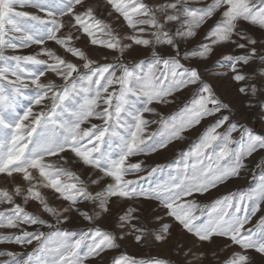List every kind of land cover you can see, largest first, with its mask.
<instances>
[{"label":"snow or ice","instance_id":"obj_1","mask_svg":"<svg viewBox=\"0 0 264 264\" xmlns=\"http://www.w3.org/2000/svg\"><path fill=\"white\" fill-rule=\"evenodd\" d=\"M209 21L204 41L184 50ZM256 30L264 35V0H0V174L13 182L11 191L0 188V245L35 242L30 252L0 248V264H86L123 240L167 245L177 228L194 239L173 244L175 261L121 254L112 264H203V247L215 238L232 249L221 264L264 261V215L252 223L264 210V160L255 187L210 204L196 200L239 178L264 152V134L234 121L230 103L188 63L231 45L236 52L217 61L228 71L217 75L229 77L245 107L264 108V68L254 67L264 66V41ZM32 45L40 46L34 54H7ZM94 47L114 59L93 58ZM137 48L150 58L126 59ZM189 88L176 112L158 111ZM208 120L174 167L149 170L131 159ZM152 124L157 130L146 135ZM165 167L167 179H149ZM32 202L41 214L26 210ZM114 211L111 228L102 227ZM73 214L89 224L79 234L61 227Z\"/></svg>","mask_w":264,"mask_h":264},{"label":"rangeland","instance_id":"obj_2","mask_svg":"<svg viewBox=\"0 0 264 264\" xmlns=\"http://www.w3.org/2000/svg\"><path fill=\"white\" fill-rule=\"evenodd\" d=\"M100 2L102 0H93V3ZM27 11H34L33 9H24ZM109 22L112 23L113 29L118 30L119 23L115 21L114 18H109ZM213 23V21H209L207 25L202 26L201 29L198 30L197 35L192 38L189 42H186L182 45L184 50L191 49L195 47L198 42L204 41V35L208 30V27ZM254 35L258 40L264 41V35L261 34L260 31L256 30L251 33ZM104 38V37H101ZM48 46L52 48H56V46L52 42H48ZM40 46L32 45L29 48H22L18 49L16 52H9L7 54H18V55H29L34 54L36 51L39 50ZM162 52L167 54L170 50L168 49H161ZM236 50L231 46H224V47H217L214 51V54L211 55L207 60L197 61L192 60L188 63L194 64L203 72L204 78L211 83L216 88L218 95H220L226 102H229L231 105V118L234 121H238L241 124H247L251 127L256 133L264 134V108L259 106L249 109L245 107V102L237 96L233 88V84L229 82L228 76H218L217 73L227 72V68H221L217 66V61H220L221 58L230 53H235ZM107 56L109 60L114 59V54L111 53L109 50H105L102 48L94 47L93 50V58L102 59V57ZM151 56V52L149 50L143 48H137L131 52L130 55L126 57V59L132 60H141L145 57ZM257 68H264V66L254 65ZM193 88H189L184 90L182 93L178 94L176 102L171 105H158L157 109L160 113L164 116H168L177 111L179 107L186 101H188L193 92ZM151 119V117H149ZM211 120L203 122L202 126H198L191 131L185 133V139L180 141H174L165 149H160L156 152H152L146 155H140L138 157L131 158L133 161L141 160L144 162V165L151 169L156 165H173V162L177 159L178 153L186 149L189 144L194 141L197 136L203 131V127L210 123ZM158 125L152 124L147 129L146 135L157 130ZM238 135V134H234ZM151 143V141H149ZM264 160V152H258L254 154L252 158H249L247 161L248 168L245 169L239 178L232 179L230 182L226 184L218 186L216 189L211 190L210 193H206L203 196L197 195L196 200L201 204H210L211 202L215 201L216 199L222 197L223 195L229 192H235L238 190H247L250 187H255L258 183V172L259 164L261 161ZM174 167V165H173ZM169 168L165 167L162 173L158 172L154 174L153 177L149 178L152 181H159L162 179H167V173L169 172ZM141 175H145L146 173H141ZM19 177L17 176V182H19ZM13 182L10 179L4 178L2 174H0V188H8L10 191L12 190ZM45 195H48V198L52 200L51 194L45 191ZM6 207V205H0V208ZM82 207H90V206H82ZM28 211L35 212L36 214H41L39 206L37 203L32 202L27 206ZM163 212L161 211V215ZM261 215H264V210L258 212L255 217H253L252 223H255ZM116 212L114 211L113 217L110 219H105L101 221V226L105 228H111L113 220L115 219ZM45 219H49L46 215L44 216ZM159 225H157L158 227ZM64 229L69 231L75 232L79 234V232L83 229H87L89 224L87 221L83 220L78 214H73L71 221L62 225ZM31 230V229H30ZM3 231V230H0ZM44 231H48L44 229ZM193 237L190 234H186L182 232L180 229H174L173 231V238L167 245H155L152 247H143L138 246L135 244L134 241L131 240H123L120 241V247L116 250H111L103 254V258H97L86 262V264H112V259L114 257H118L121 254H127L129 256H134L137 259L146 258L149 255L156 256L158 254H162L164 256H170L173 261L178 258V253L176 248L173 247L174 243L182 244V245H191L193 241ZM226 241L223 238H215V242L208 244L205 243L203 247V251L205 252V259L203 264H221L222 261L227 259L230 254V248H226ZM35 246V242L33 245L25 246L21 248L16 245H0V248L7 247L17 252H30L32 248ZM215 253L216 255H213ZM187 259H191L188 257ZM254 259L256 260V264H264V261L261 260L259 255H255Z\"/></svg>","mask_w":264,"mask_h":264}]
</instances>
